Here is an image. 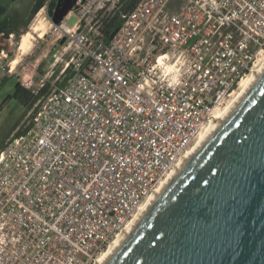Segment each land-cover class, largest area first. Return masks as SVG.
<instances>
[{"label": "built area", "instance_id": "built-area-1", "mask_svg": "<svg viewBox=\"0 0 264 264\" xmlns=\"http://www.w3.org/2000/svg\"><path fill=\"white\" fill-rule=\"evenodd\" d=\"M55 31L64 78L0 151V264H95L252 72L264 0H137L109 37Z\"/></svg>", "mask_w": 264, "mask_h": 264}, {"label": "water", "instance_id": "water-1", "mask_svg": "<svg viewBox=\"0 0 264 264\" xmlns=\"http://www.w3.org/2000/svg\"><path fill=\"white\" fill-rule=\"evenodd\" d=\"M104 264H264V71Z\"/></svg>", "mask_w": 264, "mask_h": 264}, {"label": "rangeland", "instance_id": "rangeland-1", "mask_svg": "<svg viewBox=\"0 0 264 264\" xmlns=\"http://www.w3.org/2000/svg\"><path fill=\"white\" fill-rule=\"evenodd\" d=\"M37 0H0V7L5 9L0 12V23L11 19L15 30L20 34L13 36L16 51L13 57H0V151L6 146L12 136L23 134L29 126L31 117L46 100L53 89V83L59 78L63 80L61 70L63 64L55 67L56 57L63 52L67 42L61 43L62 38L56 33V25L50 19L47 8L42 9L31 19V9ZM132 0H84L79 2L74 10L64 21L69 27L81 19L83 27L99 30L104 33L114 21L121 22L122 15L129 9L126 8ZM31 32L34 36L28 51L20 55V64L14 71L12 62L19 55L18 45L23 38ZM264 57L262 49L256 59L255 65ZM20 84L31 92L27 96L29 103L24 104L16 98V85ZM48 86L45 93L40 90Z\"/></svg>", "mask_w": 264, "mask_h": 264}, {"label": "bare ground", "instance_id": "bare-ground-1", "mask_svg": "<svg viewBox=\"0 0 264 264\" xmlns=\"http://www.w3.org/2000/svg\"><path fill=\"white\" fill-rule=\"evenodd\" d=\"M33 34L29 32L23 41L18 45V56L12 62V70L14 71L20 64L21 56L25 54L30 46L32 45ZM264 71V57L258 62L253 68L252 72L248 74L241 82L238 90H236L231 98L214 114L211 119L210 124L207 129L200 136L198 142L195 146L188 152V154L181 160L176 169L167 177V179L162 183L158 190L150 197V199L140 208L139 212L128 225V227L122 232L118 238L111 244L109 250L100 256L95 264H104L110 254L115 250V248L120 244V242L127 236L128 232L133 228V226L142 218L146 211L150 208L152 203L158 198V196L163 192L166 186L171 182V180L176 176V174L182 169V167L190 160V158L198 151V149L205 143V141L213 134L214 131L219 127V125L227 118V116L233 111L236 105L242 100L244 95L253 86L256 80Z\"/></svg>", "mask_w": 264, "mask_h": 264}, {"label": "trees", "instance_id": "trees-1", "mask_svg": "<svg viewBox=\"0 0 264 264\" xmlns=\"http://www.w3.org/2000/svg\"><path fill=\"white\" fill-rule=\"evenodd\" d=\"M136 2L137 0H132L129 4H127L126 8L131 9ZM58 4L59 0H37L31 9V19H33L44 8H47V13L52 19L56 14ZM0 12L4 13L5 9L0 7ZM120 24V21L118 23L114 21L111 25L107 26L108 28L104 30V34L109 37L112 32L116 31L120 27ZM10 35L18 36L20 34L13 27L11 19L7 18L0 23V54L5 52L9 57H13L16 51V46L10 42ZM47 90L48 86H44L40 92L45 93ZM14 96L27 105L29 103L27 96L32 95L29 90H26L20 84H17ZM32 97H34V101L38 99V96Z\"/></svg>", "mask_w": 264, "mask_h": 264}, {"label": "crops", "instance_id": "crops-1", "mask_svg": "<svg viewBox=\"0 0 264 264\" xmlns=\"http://www.w3.org/2000/svg\"><path fill=\"white\" fill-rule=\"evenodd\" d=\"M71 14V13H70ZM66 19H67V17H66Z\"/></svg>", "mask_w": 264, "mask_h": 264}]
</instances>
